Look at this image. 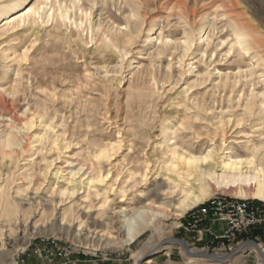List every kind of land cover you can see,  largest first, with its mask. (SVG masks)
<instances>
[{"label": "rangeland", "instance_id": "1", "mask_svg": "<svg viewBox=\"0 0 264 264\" xmlns=\"http://www.w3.org/2000/svg\"><path fill=\"white\" fill-rule=\"evenodd\" d=\"M37 1L27 0L23 6ZM62 1L69 6L67 0ZM175 1L79 0L75 7L87 12V20L79 29L68 23L60 25L53 19L9 29L0 35V94L7 99V106L3 111L0 108V115L5 118L12 111L20 114L26 107L30 111L41 107L43 117L35 120L36 125L23 134L27 148L17 151L16 162L27 168L34 165L36 170L49 166L43 191L50 190V183L55 181L53 175L59 168V171L66 169L64 174L82 163L84 169L90 171L85 152L119 141L120 149L111 160H100L101 172L104 175L109 172V175L95 188L99 193L106 191L108 199L115 198V210L130 201L136 207L152 198L146 195L149 188L163 181L164 176L170 177L165 164L172 144L180 152L188 150L194 155L212 151L214 163L229 147L233 153L246 156L254 145L264 144V109H256L249 115L244 107L250 91L260 93L264 91V84L255 76L246 75L255 61L251 59L253 50L241 58L237 46L231 47L234 36L230 22L231 18L249 21L258 27L260 40L264 41V0H232L233 4L229 0H181V9L174 8ZM136 11L142 18L133 15ZM155 17L154 37L158 39L148 43L144 36L149 33L147 30ZM138 18L143 20L142 30L131 45L116 48L104 38V34H108L107 37L111 34V38L118 35L123 39ZM88 22L92 24L91 31ZM200 26L201 34L197 32ZM185 34H192L186 53L182 42ZM199 35L202 38L199 39ZM259 69L255 67L257 73ZM139 92L143 95L141 101L137 98ZM0 124L1 132L6 122L0 120ZM37 136L44 137L42 142H34ZM64 145L68 149L65 150ZM144 161L148 162V181H141L139 176ZM68 162L74 165L68 168L65 166ZM6 163L9 161L3 160L0 167L5 168ZM130 171L135 172L136 181L129 180ZM18 173L17 170L14 173L17 179L14 186L22 181ZM122 186L126 188L124 196L118 193ZM210 189L209 196L221 192L237 197L235 188H217L211 181ZM141 190L144 191L141 193ZM138 193L145 196L138 198ZM25 208L27 204L22 203L19 215ZM95 212L93 218L98 216ZM186 213L176 217L164 211L159 219L160 245L172 246L167 253L164 248L144 249L153 236L148 228L129 244L121 243L118 238L105 245V240L97 241L94 233L84 234V229L77 237L58 229L48 209L44 213L46 217H35L39 219L37 228L42 233L32 237L16 255L0 257L1 264H259V251L257 254L250 245L240 247L226 260L196 255L224 256L249 240L258 244L263 259L264 245L252 235L239 237L225 252L195 239L181 226ZM12 226L14 231L11 238L5 240L7 244L1 253L11 250L12 243H18L22 235L20 225L14 221ZM176 239L183 241L187 249ZM43 244L70 247L72 253L68 260L54 257L48 262L35 252V248ZM1 245L0 242V248ZM140 254L143 255L138 259ZM186 257L197 260L187 263ZM21 258L24 263L20 262Z\"/></svg>", "mask_w": 264, "mask_h": 264}, {"label": "bare ground", "instance_id": "2", "mask_svg": "<svg viewBox=\"0 0 264 264\" xmlns=\"http://www.w3.org/2000/svg\"><path fill=\"white\" fill-rule=\"evenodd\" d=\"M67 1L69 6L62 0H39L31 6H23V4L27 3V0H2L0 2V22H3L0 35L9 29L19 28L27 24L32 25L38 22L43 23L44 21H51L53 19L60 25L68 23L74 25V28H81L85 20H87V12H84L80 7H75L79 0ZM178 1L176 0L174 2V8L181 9L183 7L181 0ZM229 1L231 4L234 3L232 0ZM16 8L18 9L16 10ZM73 11L76 12L72 16L71 13ZM133 15L142 18L138 11L134 12ZM230 20L233 26L234 36L231 47L237 46V51L241 58H243L244 54L253 50L251 59H255V61L252 62L249 74L247 73L246 75L250 77L255 76L259 82L264 84V41L260 40V30L249 21H239L234 18ZM137 21L135 20L133 28L124 34L123 39L120 36L118 37V35H114L111 38V34L110 37H107L108 34H104V38L110 40L112 46L116 48L122 47L124 49L126 46L131 45L134 38L139 37L141 33L143 20L141 21L139 19ZM156 22L157 18L155 17L151 20V26L147 30L149 33L144 36L145 41L148 43L154 38H157V36L154 37L157 31L156 29L154 31ZM91 25L88 22L89 31H91ZM197 32L201 34V26ZM116 33L118 32L116 31ZM49 37L52 36L49 35ZM198 38L200 39L202 36L199 35ZM182 42L183 52L186 53L190 47V42H192V34H185ZM255 67L260 68L259 73H257ZM1 94L0 108L2 110L7 106V99ZM142 97V93L139 92L137 98L141 101ZM244 107L249 115L254 114L256 109H264V91L257 93L251 90L249 96L246 98ZM39 109L36 107L30 111V108L26 107L20 114H15L12 111L5 118L0 115V120L6 122V125L4 124L5 128L0 132V163L3 160L9 161V163H6L5 168L3 166V169L0 167V242L2 244L0 257L4 255H16L17 252L26 247L32 237L42 233V230L37 228L39 219H35V217L44 215L48 209L49 211L51 210V215L56 222L55 224L58 225V229L65 230L67 233H74L76 237L84 229L86 230L84 234L94 233V239L97 237V241L101 242L105 240V245L113 239L118 238L121 239V243L129 244L134 242L135 238L148 228L153 236L146 242L144 249L153 247H157L158 249L164 248L168 253L172 249V246H161L162 239L157 237L161 230L160 217L164 215V211H169L176 217L182 216L186 211L202 202L206 197H209L211 193L210 181L211 183H215L217 188H235L237 197L244 196L264 201V144L254 145L248 150L246 156L233 153L231 150L232 147H227L228 151L225 150V154L223 156L220 155L221 159L216 161V163L213 162L214 155L212 151L208 150L204 155H194L188 152V150H181L182 152H180L172 144L170 147V158L168 159V163L165 164L166 170L171 173L169 174L170 177L167 176L166 178L164 176L166 179L163 178V181L154 184L151 189L149 188L146 195L149 194L152 198L146 202H141L136 207L132 206V201H130V203H126V206L121 205L115 210L116 207H113L115 198L108 199L109 195L106 191H103L104 189L102 190L103 193H99L98 189L95 188V186L97 187V183L103 182L105 180L104 178L109 175L107 171L105 175L101 172L99 168L100 160L110 161L112 156L120 149L119 141L98 145L94 150L85 152V160H88L91 164V168L89 167L90 165L88 166L90 171H86L82 163L78 167L71 168L64 174L62 173L66 169L61 168L62 171H59V168L53 175L55 181L50 183V190L47 192L43 191L42 185L48 181L49 166L45 165L43 168L36 170L34 169V165L32 168H27L25 165L19 166L16 162L17 151L24 150L25 148L24 139L26 137L23 138V134L25 135L31 130L35 124V120L43 117L42 110ZM7 110L9 109L7 108ZM48 124L50 123L48 122ZM169 130L171 129L169 128ZM42 139L44 137L37 136L34 142H42ZM67 147V145L63 146L65 150L68 149ZM146 161H144L143 171L139 173L141 181H148V162ZM73 165L72 162H68L65 166ZM202 165L204 166L202 167ZM15 169L19 171L17 176L22 178V181L15 183L16 186H14V182L17 180L15 179L16 174L14 176ZM128 174L130 176L129 180L131 178L136 181L134 177L135 172L130 171ZM19 183L22 185L19 186ZM142 191L144 190H141V193ZM118 193L124 196L126 193L125 186H122L118 190ZM138 196V198H142L145 195L143 193ZM157 198L160 199L159 202L156 200ZM95 200H97L96 203H94ZM22 203H26L27 208H25L22 215H19V209H22ZM95 210L98 216L93 218L94 216L92 217V215ZM14 221L22 227H18L22 235L19 237L18 243H12L13 248L11 250L9 249L7 253H1L7 244L5 240L10 239V234L14 231V227L12 226ZM86 237L85 239H88L89 236L86 235ZM258 251L259 264H264V257L262 259L260 257V250H257V254ZM189 253L192 252L189 251ZM142 255L140 254L138 259ZM196 260V258L186 257L187 263H192ZM213 264L225 263L216 262Z\"/></svg>", "mask_w": 264, "mask_h": 264}, {"label": "built area", "instance_id": "3", "mask_svg": "<svg viewBox=\"0 0 264 264\" xmlns=\"http://www.w3.org/2000/svg\"><path fill=\"white\" fill-rule=\"evenodd\" d=\"M181 226L195 239L222 252L230 250L241 236L252 235L264 245V201L213 193L187 211ZM35 252L50 262L54 257L68 260L72 249L43 244ZM20 262L24 263V258Z\"/></svg>", "mask_w": 264, "mask_h": 264}, {"label": "water", "instance_id": "4", "mask_svg": "<svg viewBox=\"0 0 264 264\" xmlns=\"http://www.w3.org/2000/svg\"><path fill=\"white\" fill-rule=\"evenodd\" d=\"M177 242H179L185 249L186 248V245L183 241L179 240V239H176ZM244 245H250V246H253L255 247L257 250H260L259 246L257 245V243L255 241H252V240H249V241H245L243 243H241L240 245H238V247L236 249H234L232 252L224 255V256H215V255H212V254H208V253H196L197 256H202V257H205V258H210V259H213V260H226L228 259L229 257H231L232 255H234L240 247L244 246ZM191 254V253H189ZM195 254V253H194Z\"/></svg>", "mask_w": 264, "mask_h": 264}]
</instances>
